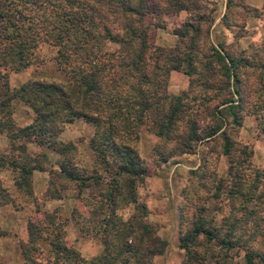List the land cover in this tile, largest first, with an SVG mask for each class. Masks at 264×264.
<instances>
[{
  "label": "trees",
  "instance_id": "1",
  "mask_svg": "<svg viewBox=\"0 0 264 264\" xmlns=\"http://www.w3.org/2000/svg\"><path fill=\"white\" fill-rule=\"evenodd\" d=\"M236 6L237 16L224 15L225 24L238 22L234 41L244 32L247 15L264 13V0L262 10L244 0H227L228 9ZM181 10L189 15L175 24L174 46L157 44V28ZM212 21L209 6L200 0H0V133L11 146L19 140L8 169L14 171L16 187L31 193L32 172L44 165L27 143L59 153L58 167L49 171L52 196L65 187L64 181L57 187L55 177L72 182L86 218L98 226L84 229L100 232L103 243L100 252L85 257L60 239V222L43 211L44 219H29L28 237L19 240L22 264H142L164 251L167 242L146 219L147 205L135 191L148 174L135 145L143 129L166 139L169 155L194 152L206 139L227 156L223 174H205L213 182L203 181L209 194L198 193L203 203L180 239L187 255L183 263L190 264L192 257L203 262L200 249L211 242L224 254L209 264H264V165L255 166L249 145L227 131L239 129L247 113L264 127V33L237 53L224 43L214 45ZM43 43L54 49L61 77L27 79L11 87L7 72L31 65ZM171 70L188 75L187 87L178 93L167 89ZM14 99L32 108L29 123L16 124ZM75 118L93 125L90 166L78 157L75 142L59 137ZM3 196L0 204L11 200ZM209 197L215 201L213 214L206 213ZM120 200L133 204L127 217L118 213ZM218 210L223 213L216 224ZM231 250L235 258L228 262Z\"/></svg>",
  "mask_w": 264,
  "mask_h": 264
},
{
  "label": "rangeland",
  "instance_id": "2",
  "mask_svg": "<svg viewBox=\"0 0 264 264\" xmlns=\"http://www.w3.org/2000/svg\"><path fill=\"white\" fill-rule=\"evenodd\" d=\"M188 15L175 13L174 15L167 16L165 24L156 30V43L167 47L174 46L177 39L175 33L173 34L175 24L178 22L181 23ZM254 31V28H252V35L255 34ZM162 41L164 42L162 43ZM233 52L238 53L240 49L235 46ZM53 53L54 49L51 46L45 43L41 44L38 50L39 56L31 65L20 70L7 72L8 84L11 87H15L27 79H52L61 77L56 63L52 58ZM1 72H3V69L0 66ZM179 75L182 74L179 73ZM170 77L171 73L167 77V89L173 92L169 86ZM172 77V84H184L185 80L181 77ZM185 87L175 93L180 92ZM190 99L185 100L191 102ZM194 103H197V100ZM27 105L24 101L14 99L12 103L13 111L15 110L17 112L16 115L18 118H13L17 125H22L24 121L33 118V110ZM93 131V125L91 123L85 121L83 118H75L72 122L66 123L59 134L62 141L72 140L76 143L78 146V157H80L82 163L88 166L91 165L93 159V154L88 144ZM227 131L237 141L249 145L252 149L251 159L255 166L261 167L264 165V127L257 116L252 113H247L244 115L242 125L239 129L229 127ZM0 135V138H2V135L5 134L1 133ZM218 140L221 143V139L218 138ZM6 141L7 145L5 146V142H2L0 147V155L6 157L4 161H0V200L3 199V194L6 193L12 201L7 206L2 205L0 210L1 215L8 213V216L11 217L12 225L11 227L3 226L0 220V264H19L18 262L22 260L19 240L27 235L26 227H28L29 219L33 222L44 219L43 211H48L56 216L53 222L56 223L58 221L61 224L59 227L61 232L58 236L60 239H64L79 249L82 255L90 257L92 253L96 251L100 252L101 250L96 246L99 244V246L103 247V243L100 240V232H95L91 228L89 230L84 229L85 225L92 227L95 223L90 218H86V208L79 199L77 190L71 184L72 182L65 180L62 176L55 177V185L57 187H59L58 181H64L62 183L65 184L64 188H59L58 196H52V184L48 182L47 190L41 191L40 186H37L35 189L37 191L36 194L33 192V188L31 193H27L24 189L10 187L14 171L8 169L9 165L7 161L12 158V154L17 155L16 152L18 149H15L14 146L19 140L13 146H11L9 139L7 140L6 138ZM213 143L212 140H202L198 143L194 151L195 154H191L190 156H184V153L169 155L171 151L169 150L170 143L167 145L166 139L153 133V131L143 129L140 132L135 145L143 162L147 166L148 174L145 175L142 182H138L135 186L137 199L146 203L148 209L146 219L157 228V233L160 237L165 239L167 243L172 242L174 244L172 252L166 255L163 251L155 260H151L152 256L146 260L144 258V263L142 264L188 263H183L187 255L185 249L180 246V239L182 236L187 235L193 226L192 221L197 215L196 206L203 203V200L197 196L198 193H206L205 190L207 189L203 187V181L206 182V185H211L213 182V178L205 174L210 172L212 176L221 175L225 172L228 164L227 156L221 154L219 146L218 148H214ZM27 144V150L30 154L33 155L32 153L37 152L36 159L49 171L51 168L58 167L61 159L59 153L49 147L41 148L32 143ZM156 147L160 148L163 153L158 152L155 149ZM20 154V156L24 155L22 152ZM178 160H181V162L176 164ZM49 175L50 173L48 172V178ZM155 178H158V184L150 182V180H154ZM152 187H155L154 189H157L158 192L151 194L153 197L150 206L148 200H150L149 191ZM82 193L84 197L87 196V190H84ZM208 194L206 193V195ZM120 203L122 206L117 209L118 213L122 217H127L133 209V204L125 200H120ZM207 203L206 213L213 214L215 201L209 197ZM151 210L152 215L150 216ZM162 211L164 212L163 215L161 213ZM222 213V210L216 212V224L219 223ZM80 224H83L82 228ZM93 228L95 230L98 226L95 224ZM175 247L177 250H175ZM200 252H204L205 254L204 261L195 263L192 257L189 259L190 264H209L218 254H224L223 251L220 252L214 246V243L211 242L205 243L203 249H200ZM43 253H46V250ZM225 258L228 259V262L234 259L235 250H231ZM230 264H234V262H230Z\"/></svg>",
  "mask_w": 264,
  "mask_h": 264
},
{
  "label": "crops",
  "instance_id": "3",
  "mask_svg": "<svg viewBox=\"0 0 264 264\" xmlns=\"http://www.w3.org/2000/svg\"><path fill=\"white\" fill-rule=\"evenodd\" d=\"M200 1H202V3L209 6V11H211V14L213 16V21H212V24L210 26V39L214 43V45L218 46L220 43H224V45L227 47H234L235 48V46H236L237 48H239L241 50V49L247 48L251 42L256 43V42H259L261 40L263 33H264V13L263 12H260L257 15H247L244 18V25H243L244 32L237 38V40L234 41L235 34L238 32V29H239V26L237 24L238 22H231L230 24L227 25L224 23V15L225 14L229 15V18L231 17L230 19H232L234 16H237V13H238L237 7L238 6L232 7L231 9H228L227 0H200ZM244 2L257 7L260 10L263 9V0H244ZM179 13L181 15L183 13L188 15V12L186 10H181L177 14H179ZM239 20H240V18H239ZM252 28H254V30H255L254 35L251 34ZM173 34H174V32H173ZM163 42L164 41H162V43ZM170 73H171V77H170L171 79L169 81V86L171 88L170 90H172L173 92L179 91L181 88L185 87L188 84V75L185 74L183 71L171 70ZM179 73L182 75H179ZM172 76H174V78H177V76L181 77L183 80H185L184 84L183 83L172 84L171 83V81L173 80ZM16 114H17V112L14 110L12 112V115L14 118L17 117ZM31 120L32 119H28V120L24 121V124H22V125L29 123ZM6 138L7 137L5 135H2V138H0V147H1L2 142H5V146L7 145L6 144L7 143ZM7 140H8V138H7ZM191 154H195V153L194 152H184V156H190ZM221 154H223V153H221ZM180 162H181V160H178V161H176V164H178ZM48 172H49V170L46 167H44L42 169H34V171L32 172L31 180L33 183L31 184V186L34 189L33 192L35 194L37 193V191L35 190L37 186H40L41 191L47 190ZM157 180H158V178H155L154 180H150V182H153L154 184H158L159 182H157ZM10 187L11 188L14 187L15 189L17 188L15 183H14L13 178H12V181L10 183ZM154 188L155 187H152L149 191V193H150L149 199L150 200H148V204L150 203V206H151V201H152V197H153V196H151V194H153V192H158L157 189H154ZM10 201H12V200H10ZM10 201L4 202L3 204L0 205V207L2 205L7 206V204H9ZM161 213L163 215L164 212L162 211ZM0 215H1V210H0ZM151 215H152V210L150 211V216ZM0 218H1L0 219L1 224L3 226L5 225L6 227H11L12 221L10 219L11 217L8 216V213L2 214L0 216ZM26 228H27V235L22 237V239H24V240H26L28 237V227H26ZM96 246H98V249H100V250L102 249V247L99 246V244ZM173 249H174V244L172 242H168L166 244L165 249H164V253L167 255V253L172 252ZM175 250H177L176 247H175ZM98 252L96 251V252L92 253L91 256L98 253ZM161 254L162 253L154 254L151 257V260H155L157 258V256H159ZM18 263L22 264V260H20Z\"/></svg>",
  "mask_w": 264,
  "mask_h": 264
}]
</instances>
